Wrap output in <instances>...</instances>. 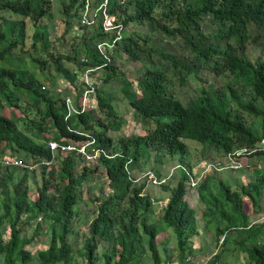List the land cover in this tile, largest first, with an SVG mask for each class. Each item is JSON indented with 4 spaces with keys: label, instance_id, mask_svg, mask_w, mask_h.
Wrapping results in <instances>:
<instances>
[{
    "label": "trees",
    "instance_id": "1",
    "mask_svg": "<svg viewBox=\"0 0 264 264\" xmlns=\"http://www.w3.org/2000/svg\"><path fill=\"white\" fill-rule=\"evenodd\" d=\"M102 1L96 0L97 5ZM55 5L52 0H0V256L4 264H78L71 239L82 224L88 233L84 250L78 253L86 264H196L206 255L210 256L206 264H244V259L245 264H264V224L250 226L243 208L248 199L255 214L263 211L264 174L255 183L234 185L217 178L215 174L222 171L213 170L196 187L206 205L202 214L206 230L215 231L204 248L194 246L199 236L196 211L184 201L192 174L182 166L176 188L161 184L170 197L157 214L158 194L153 198L146 192L152 185L143 173L153 160L165 157L187 163L186 139L221 158L247 149L254 155L248 158L250 165L257 167L264 160V152L257 151L264 138V0H110L108 9L116 24L147 25L150 31L123 34L108 49L109 60L98 53L97 45L112 39L114 32H104L101 24L82 27L79 0L64 4L61 22L56 23ZM60 26L62 35L53 48L51 32ZM74 29L83 33L71 36ZM117 57L144 63L137 79L140 96L115 67ZM99 67L109 72L103 83L113 79L121 83L117 100L130 106L144 136L111 137L110 132L121 130L124 121L116 110V97L104 87L96 89L98 105L89 112L81 109L80 91L69 94L70 87L79 86L81 72ZM200 72L233 80L218 89L203 87L198 96L185 93L186 77L199 78ZM39 74L49 88L43 90ZM68 96L77 112L66 118L71 113ZM6 107L23 115L36 138L46 139L53 127L57 140L76 143L90 136L93 146L106 154L102 152L95 167L76 152L54 155L46 143L37 142L4 116ZM6 151L24 162L38 163L39 169L30 173L5 168L1 160ZM54 156L58 167H41ZM101 169L105 182L91 199L98 205L95 216L87 219L76 207L82 189ZM136 170L142 171L140 177ZM154 172L156 179L161 178ZM38 173L41 186L38 198H32ZM33 221H39L35 233L27 235ZM44 223L50 240L35 242ZM233 232L239 235L234 241ZM28 246L37 247L36 253Z\"/></svg>",
    "mask_w": 264,
    "mask_h": 264
},
{
    "label": "rangeland",
    "instance_id": "2",
    "mask_svg": "<svg viewBox=\"0 0 264 264\" xmlns=\"http://www.w3.org/2000/svg\"><path fill=\"white\" fill-rule=\"evenodd\" d=\"M123 2H127V0H123ZM130 3V2H128ZM64 10V5L61 3H58L57 5H55L53 7V15L56 17V20H54L56 23L57 22H61V17H59L62 14V11ZM2 22H0V27H2ZM27 27L29 28V36H31L33 34V31L31 30L30 27H33V24L31 22H29L27 24ZM62 26H60V28L56 29L55 32L52 31V35L50 36V44H52L53 48H55L57 46V39L62 35ZM150 31V27L147 25L144 26H132V25H128L126 27V31L124 33V37H127L129 35H133L134 33H138L139 35H145V33ZM83 33L82 30L77 31L76 29L73 30V33L71 34V36H76L78 37V35H81ZM153 35H155V33H153ZM71 39L68 38L65 41L69 42ZM63 41V40H62ZM143 43V42H142ZM32 44V41L28 42V46H30ZM122 54V53H121ZM124 55V54H123ZM125 56V55H124ZM122 56V57H124ZM126 57V56H125ZM124 57V58H125ZM124 58L121 57H117L114 59V65L115 67L118 69V72L123 73L124 76L126 78H128L131 82H133V86H134V90L138 92V95L140 96V91L137 88V79L139 78V76L144 72V63L141 61H133V60H122ZM158 57H156L157 59ZM29 68L33 69V65L29 64ZM105 73L108 74L109 72H104V70H99L94 72L91 76H89V81H96L95 86L97 87L96 89H101L102 87H104L105 91L108 93H111L113 95V97H116V101L115 102V106H116V110L119 113L121 120L124 121V123H122V127L121 130L118 131H113L110 132V135L113 139L117 140L119 138L122 137H134V136H144L146 134V132L143 129V126L141 124L140 121H137L134 117H133V111L131 110L130 106L125 102V103H121L119 102L117 99L118 97V92H120L121 90V83L118 82V80L113 79L111 82L109 83H103L104 79H105ZM201 74L199 75V78L193 79L192 77H186V83H187V87L185 88L183 91H185V93L190 94V93H194V95L198 96L200 95V91L202 90L203 87H207L209 85H214V87L216 89L219 88V86H223L226 83H229V81L233 80V77L231 76H226V77H218L215 74H209L208 72H200ZM43 84L45 85L46 88H49L50 83L48 81H46L45 77H43L42 75H38L37 77ZM197 79H199L200 81H196ZM62 81H60L61 84ZM62 85L66 86L65 83L62 82ZM76 93V88L70 87V93L69 94H73ZM123 97V94H120ZM184 97V96H183ZM94 102L96 104V106L98 105V99L97 96L95 95L94 98ZM3 115L14 120L19 129L22 130L24 133H26L28 136H30L31 138H33L34 140H36L37 142L40 141L42 143H48L51 139L57 137L58 138V133H56L53 130V127L51 128V132H49L48 134L45 135L46 139H42V138H36L35 137V133L32 132L31 127L29 126V124H27L24 120H23V115L13 109V108H9L6 107L5 110L3 111ZM77 126L75 125V128ZM39 142V143H40ZM81 143V142H78ZM184 143L187 146L186 149V154H187V163L181 165V163L178 161V158L172 159L169 157H165L163 159H161L160 161H156L153 160L148 167H146V170L143 173H147L148 174V178H149V185H152L156 188L159 187V189L161 190V194L164 195L166 197V201L163 202L161 200H157L155 198V191L156 188L152 187L151 188L148 186L146 192H148L153 198H155V209H156V213L158 214V212L165 207V205H167L168 202V198L170 197V192L169 191H162L163 188H161V184L165 185L166 187L173 189L176 188L179 184V181H174L173 177H176L177 175L180 174V170H182V168L184 167L186 171L190 172L192 174V176L194 178L200 177L203 172L205 171L206 168L210 169V165H212L213 163H225L227 164V166L229 167L230 170H226L223 169L222 172L224 171H233L234 173V177L237 179L239 183L241 184H250V183H255L257 181V177H259L261 174H264V168H260L262 167V165H260L259 168L254 169V167L250 166V162L249 159L247 157H252V156H248V155H242L244 157H237L234 160H229V157H223L221 158L220 156H218L217 154H215L214 151H211L209 149H205L202 145L198 144L197 142L191 141V140H184ZM6 155H4V159H8L10 161L9 165H5V168H20L23 170H27L30 173H33L36 170H33L29 167H22V166H18L16 164H14L15 161L20 162L24 165H29L30 162H24L22 161L17 154H14L10 151H6ZM211 161H215L212 163H208ZM1 162L3 163V161L1 160ZM53 164L55 167H58V163L56 161H54ZM264 163V162H263ZM61 164V163H60ZM59 164V167L61 166ZM92 166H96V164L93 162L91 163ZM239 166L238 169H234V168H230L231 166ZM183 166V167H182ZM212 169V168H211ZM259 169V170H258ZM263 170L262 172L260 171ZM154 170H156L160 175L161 178L156 179L154 177L157 176L156 173L154 172ZM208 173H210V170L208 171ZM38 182H36L31 188V197L32 198H38V188L39 186H41V177L42 175L40 173H38ZM135 174L140 177L142 175V171H135ZM240 174V175H239ZM203 177V176H202ZM219 179H222V176H218ZM105 182V176L103 174V170H99L97 174H95L92 177V181L91 183H89L88 185L86 184L84 186V188L82 189V201H80V203L78 204V206L76 207L78 209V211L80 212V214L82 216H86L87 219H91L92 217L95 216V212L97 210L98 205L95 203L94 204V200L93 203L91 202L92 196L93 195H98L99 193V189L101 187V185ZM193 186V182L191 183ZM202 181L198 184L201 185ZM234 185L238 184V183H234ZM215 187V185L213 184V188ZM191 188V186H188L185 192V196H184V201H186L189 206L194 209L196 211V221H197V229L199 228V236H197L196 238H194V246L195 247H207L208 244H210L212 237L215 235V231L214 229H211L209 231L206 230V220L202 217V214L205 212L206 210V205L203 203V201L201 200V197L198 193V190ZM168 196V197H167ZM245 205H244V211L245 214L247 216L250 217V221L249 224L250 226L252 225H256V224H264V193L262 195V199H261V203L263 205V211L260 214H255L253 212V208L251 206V203L248 201V199H245ZM39 222V221H38ZM37 221H33L31 222L30 225H33L34 227L29 229L27 231L25 226H22V229L24 231H27V235H32L35 233V223H38ZM213 226H217V223L212 222ZM78 229L80 230V233L77 235V233L72 237L71 242L73 244V247L75 249L76 254V261L78 262V264H86L85 258L83 257V255H80L78 252L83 251V247L85 244V238L86 235L88 233V228L82 224L78 227ZM42 231L43 234L37 236L35 238V242H41L44 243L46 241L50 240L49 237V227H47V225L44 223V226H42ZM46 231V232H45ZM230 235V234H229ZM10 236V232H7L6 235V239H8ZM239 235L236 232H233L231 234V239L232 241H234L235 239H238ZM163 239V235L160 236V240L159 242H161ZM223 237L221 238V243H223ZM105 246L102 245L101 249H103ZM34 247L32 246H28L27 249L32 251V253H36L37 249H33ZM215 248V247H214ZM216 250V249H215ZM243 256V255H242ZM176 259V257H175ZM210 259L209 255L206 256H202L199 257L198 260L196 261V264H206L208 263ZM0 264H4V258L2 256H0ZM17 264H23L21 261L18 262ZM171 264H178L177 262L175 263H171ZM244 264H245V259H244Z\"/></svg>",
    "mask_w": 264,
    "mask_h": 264
},
{
    "label": "built area",
    "instance_id": "3",
    "mask_svg": "<svg viewBox=\"0 0 264 264\" xmlns=\"http://www.w3.org/2000/svg\"><path fill=\"white\" fill-rule=\"evenodd\" d=\"M80 3H82V10H81V15H80V25L82 27H87V28H94V27H99L100 24L102 25V28L104 32H114V37L112 39L100 42L97 45V51L98 53L104 58L109 60L111 54L108 52L109 48L114 47L116 43H118L124 34V31L126 30V27L116 24V19L113 15L109 13V3L110 0H104L100 4L97 5L96 0H79ZM83 61H87L86 59H83ZM92 73L91 71H87L84 75V81L86 84H89L88 78L90 74ZM46 89V86H43V90ZM58 92H62V89H58ZM95 95V91L93 88L88 89L84 92V98L82 102L81 109L82 111H88L89 105L88 103L90 102V99ZM68 105L71 109V113L67 115L66 118H69L70 115H72L74 112H77L75 109V106L72 102V98L68 96L67 98ZM92 137L87 136L85 141H81V143H72L68 140H57L56 138L51 139L48 143L47 146L51 149V151L54 153L60 152V153H70V152H76L78 155H81L87 161L88 163H95L96 160L100 157L103 151L100 149L96 148L93 146L94 140H91ZM257 151H262L264 152V138L261 141V146ZM256 152V151H254ZM103 154H106L103 152ZM251 153L248 152L247 149H244L242 151H239L235 154H231L227 157H229V160H234L237 157H241L242 155H250ZM55 155V154H54ZM244 157V156H242ZM3 166H7L10 164V161L8 159L3 158ZM54 161L57 162L56 157H53V160L51 162H44L42 163L41 167H51ZM14 164L22 167H29L33 170L39 169L38 163H29V165H24L20 162L15 161ZM212 168V169H211ZM230 168L238 169L239 166H231ZM223 169L230 170L229 167L227 166L226 162L225 163H213L210 165V169L206 168L203 174L200 177L194 178L191 176L190 182H193L190 184L191 188L195 189L199 182H201L205 176L208 174V171L210 170H216V171H222ZM203 176V177H202Z\"/></svg>",
    "mask_w": 264,
    "mask_h": 264
},
{
    "label": "crops",
    "instance_id": "4",
    "mask_svg": "<svg viewBox=\"0 0 264 264\" xmlns=\"http://www.w3.org/2000/svg\"><path fill=\"white\" fill-rule=\"evenodd\" d=\"M53 1V4H58V3H61V4H68L69 3V0H52ZM264 160L262 159V160H260V162L258 163V165H257V167H255L254 165H250V166H252V167H254V169H257V168H259L260 167V165H262V167H260V168H264ZM259 170V169H258ZM260 171L262 172L263 170H261L260 169ZM264 172V171H263ZM214 175V174H213ZM216 176H217V178H219L218 176H222V179L221 180H223L224 182H231V183H238L239 185H243V184H241V183H239V181H238V178L236 179L233 175H234V173H233V171H224V172H221V173H217V174H215ZM240 175V174H239ZM262 175V174H261ZM260 175V176H261ZM181 177H182V175L181 174H179V175H177L176 177H173L174 178V181H179L180 179H181ZM215 183V182H214ZM215 186H216V184H214ZM245 185H247V184H245ZM156 190L157 191H155V193L156 194H158V199L157 200H161V201H163V202H165L166 200V197L164 196V195H162L160 192H161V190L160 189H158V188H156ZM162 191H167V189H165L164 190V188L162 189ZM195 191H197V190H195ZM168 197V196H167ZM169 200V199H168ZM159 218V217H158ZM225 239V237H223V240ZM40 248H41V246H39ZM34 249H38L37 247L36 248H34Z\"/></svg>",
    "mask_w": 264,
    "mask_h": 264
},
{
    "label": "clouds",
    "instance_id": "5",
    "mask_svg": "<svg viewBox=\"0 0 264 264\" xmlns=\"http://www.w3.org/2000/svg\"><path fill=\"white\" fill-rule=\"evenodd\" d=\"M82 62L87 63L88 61L85 62V61L82 60ZM102 68L103 67H99V68H88L86 71H83V72L80 73V75H79V82H78V85L79 86L78 87H73V88H76V94L78 93V91H80L82 93V97H81L82 102H83V98H84V92L86 90L93 88L94 91H95V95H96V88L93 87V86H95L96 81L95 80L94 81L93 80L92 81H89V78H88L89 84H86V82L84 81V78H85L84 75H85V73L87 71H91L92 70V73L90 74V76H91L94 72L99 71V70H102ZM95 95L90 99V102L88 103V105L90 107H89L88 111H86V112H89V111H91V110H93L94 108L97 107L96 104H95V102H94ZM247 158H249V157H247ZM1 165H2V163H1Z\"/></svg>",
    "mask_w": 264,
    "mask_h": 264
}]
</instances>
